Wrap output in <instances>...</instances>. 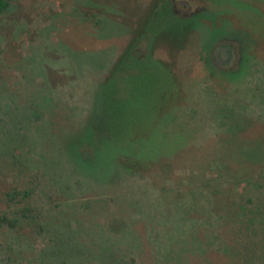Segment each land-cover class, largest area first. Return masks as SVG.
Here are the masks:
<instances>
[{
  "label": "rangeland",
  "instance_id": "374dc122",
  "mask_svg": "<svg viewBox=\"0 0 264 264\" xmlns=\"http://www.w3.org/2000/svg\"><path fill=\"white\" fill-rule=\"evenodd\" d=\"M156 1L0 13V264H264V0Z\"/></svg>",
  "mask_w": 264,
  "mask_h": 264
},
{
  "label": "trees",
  "instance_id": "16d2710c",
  "mask_svg": "<svg viewBox=\"0 0 264 264\" xmlns=\"http://www.w3.org/2000/svg\"><path fill=\"white\" fill-rule=\"evenodd\" d=\"M8 1L9 0H0V13L1 12H3L7 7H8ZM207 1V0H206ZM208 1H213V2H220V0H208ZM223 1V0H222ZM232 1H235V0H232ZM160 2V3H159ZM163 3V4H162ZM236 3V5L237 6H240L241 4H239L238 2H235ZM167 4V6H168V8H169V22L170 23H173V22H180L182 25H183V27L184 28H191V30H190V32L192 31V30H194V22H193V19L195 20V14H190V15H180L175 9H174V6H173V1H171V0H158V1H156L155 3H154V7H153V11H152V13L149 15L150 17V20H152V18H154V16H155V9L157 8H159V7H161L162 5H166ZM212 4V3H211ZM160 11V10H159ZM206 13H208V12H206ZM205 12H199L198 14H199V16H203V15H205L206 14ZM198 16V15H197ZM164 26H166L165 24H164V22H163V29L165 28ZM165 29H167V28H165ZM156 30V29H155ZM144 31L146 32V30L144 29ZM142 32V33H144L145 35H146V33L145 32ZM187 31V30H186ZM156 32H159V29L157 28V30L154 32V33H156ZM141 34V33H140ZM139 36V35H138ZM158 37V35L157 36H154V37H149L148 39H150L151 41H153L155 38H157ZM185 37V36H184ZM183 37V38H184ZM133 38H135V37H133ZM138 39V37H136V39L135 40H137ZM249 41H250V39H249ZM249 41H247L246 42V45H245V42L243 41V39L240 41L241 42V46L243 45V42H244V45L242 46V48H241V56H242V62L240 63V68L239 69H237L236 71H230V72H237L238 70H240V69H242L241 67L245 64V62H246V58L247 57H249V55H248V51H250V50H252V48H251V46H249L248 45V43H249ZM130 46H131V43H130V45L127 47V49L126 50H124L123 52H122V55H125L128 51L127 50H129V55H132L131 54V48H130ZM249 48H251V49H249ZM210 49H207L206 51H205V58L209 61V59H210ZM125 53V54H124ZM121 55V56H122ZM121 56L117 59V61L115 62V64H114V67H112L113 68V70H114V68L115 67H117V65L119 64V62H120V58H121ZM146 56H148V54L146 55ZM124 58H126V57H124ZM125 60V59H124ZM121 64V63H120ZM123 64V63H122ZM126 65H123V67H125ZM225 66V65H224ZM224 66H221V65H218L217 63H215L214 62V67H219V68H222L223 69V67ZM113 72V71H112ZM111 72V69H110V74L112 73ZM234 73H231V74H234ZM226 74H228V72L226 71ZM109 77V76H108ZM107 77V78H108ZM107 78L105 79V81H106V83H107V85L110 83V78H108V80H107ZM112 83V82H111ZM114 84H115V79H114V82H113V84H111V87H114ZM112 102V100L110 101V103ZM109 106V105H108ZM110 107V106H109ZM107 111H110L111 112V109H108ZM108 115V114H107ZM111 119V118H110ZM108 123H112L113 122V119H112V121H107ZM107 129H108V127H107ZM101 130L99 129V128H97V126L94 128H91V130L89 131V133H90V136H94L95 135V137H99V135H100V132ZM103 137V136H102Z\"/></svg>",
  "mask_w": 264,
  "mask_h": 264
},
{
  "label": "water",
  "instance_id": "95a60500",
  "mask_svg": "<svg viewBox=\"0 0 264 264\" xmlns=\"http://www.w3.org/2000/svg\"><path fill=\"white\" fill-rule=\"evenodd\" d=\"M233 58V51L226 45H220L213 52V60L218 65L224 66L230 64Z\"/></svg>",
  "mask_w": 264,
  "mask_h": 264
},
{
  "label": "flooded vegetation",
  "instance_id": "af4514ba",
  "mask_svg": "<svg viewBox=\"0 0 264 264\" xmlns=\"http://www.w3.org/2000/svg\"><path fill=\"white\" fill-rule=\"evenodd\" d=\"M219 46H220V45H219ZM219 46H218V47H219ZM216 49H217V48H216Z\"/></svg>",
  "mask_w": 264,
  "mask_h": 264
}]
</instances>
